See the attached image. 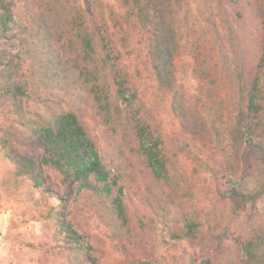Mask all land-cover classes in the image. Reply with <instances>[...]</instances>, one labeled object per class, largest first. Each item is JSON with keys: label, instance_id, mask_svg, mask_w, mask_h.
Masks as SVG:
<instances>
[{"label": "trees", "instance_id": "1", "mask_svg": "<svg viewBox=\"0 0 264 264\" xmlns=\"http://www.w3.org/2000/svg\"><path fill=\"white\" fill-rule=\"evenodd\" d=\"M98 2L77 0L85 18L73 30L59 22L54 0H0V150L40 201H57L38 204L37 212L50 223L65 264H104L91 231L73 225L77 212L86 209L119 253H129L122 171L105 162L94 140L91 122L102 109L123 115V129L150 179L172 188L168 202L182 208L172 197L192 193L189 181L172 179L175 155L154 113L138 98L124 61L128 31L147 32L153 79L170 94L172 111L186 126L187 96L175 70L181 42L171 1L119 0L107 15ZM193 2L218 43L217 65L232 100L210 127L221 156L213 221L205 226L195 215L178 212L177 238L193 251L188 264H264V0ZM89 51L101 58L97 75ZM245 214L250 221L241 231Z\"/></svg>", "mask_w": 264, "mask_h": 264}, {"label": "rangeland", "instance_id": "2", "mask_svg": "<svg viewBox=\"0 0 264 264\" xmlns=\"http://www.w3.org/2000/svg\"><path fill=\"white\" fill-rule=\"evenodd\" d=\"M170 1L181 42L175 70L176 81L187 96L186 126L172 111L170 94L159 88L153 79L147 54V32L135 28L128 31L124 61L138 98L154 113L161 138L175 155L176 171L172 179L178 184L183 183L182 179L189 181L192 193L186 192L183 199L172 195L182 208L173 201L168 202L166 193L171 194L172 188L150 179L135 141L123 129V115L102 109L97 121L91 122L94 140L105 162L122 171L123 204L130 230L129 253H119L92 211L86 208L78 211L73 225L79 231H91V243L102 251L104 264H122L121 261L130 259H143L152 264H188L194 254L183 239L177 238L181 228L178 212L195 215L205 226L213 221L215 177L221 174V156L212 142L210 127L227 113L232 98L217 65L218 43L213 40L197 5L193 0ZM118 2L99 0L98 6L107 15L118 8ZM54 5L60 10L58 19L64 29L76 30L84 22L77 0H54ZM87 60L97 75L101 58L89 51ZM200 83H203L202 88ZM45 201L57 204L54 198L40 201L38 191L32 189L27 180L13 174L11 164L0 150V264L66 263L63 255H58L57 241L48 227L50 223L37 212L38 204L44 206ZM224 206L230 207L227 200ZM248 221L247 214L240 217L241 231H245ZM235 237L231 238L232 242Z\"/></svg>", "mask_w": 264, "mask_h": 264}]
</instances>
